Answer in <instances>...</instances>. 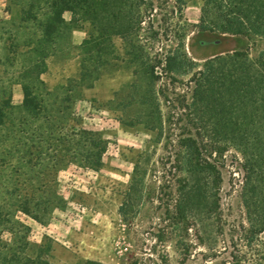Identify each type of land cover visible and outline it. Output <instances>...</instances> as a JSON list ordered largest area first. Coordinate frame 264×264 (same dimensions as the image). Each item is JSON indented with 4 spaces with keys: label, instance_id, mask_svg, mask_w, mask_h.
Here are the masks:
<instances>
[{
    "label": "rangeland",
    "instance_id": "obj_1",
    "mask_svg": "<svg viewBox=\"0 0 264 264\" xmlns=\"http://www.w3.org/2000/svg\"><path fill=\"white\" fill-rule=\"evenodd\" d=\"M2 1L0 103L11 96L17 113L27 83L60 112L59 121L99 132L107 148L97 169L69 161L65 145L64 159L56 163L45 143L31 147L39 121L15 134L0 127V251L6 243H43L49 264H222L240 252L226 226L219 233L217 222H246L238 197L241 145L232 143L218 158L219 184L201 168L190 176L189 152L178 154L166 142V114L176 102L165 101L160 91L165 84L171 88L173 77L175 91L183 93L184 82L206 58L243 50L247 40L201 30L202 0H153L139 30L131 19L115 29L108 16L100 29L65 11L56 36L46 42L38 20L49 18L52 8L43 6L38 20L23 21L25 0ZM139 44L148 58L140 57ZM176 50L186 59L166 64L165 56ZM184 123L173 130L174 144ZM184 178L195 194L188 203L179 191Z\"/></svg>",
    "mask_w": 264,
    "mask_h": 264
},
{
    "label": "trees",
    "instance_id": "obj_2",
    "mask_svg": "<svg viewBox=\"0 0 264 264\" xmlns=\"http://www.w3.org/2000/svg\"><path fill=\"white\" fill-rule=\"evenodd\" d=\"M152 1L25 0L20 14L23 21L38 20L43 6L52 8L49 18L38 20L43 41L51 42L58 25L64 21V11H69L74 21L88 19L100 29L108 18L115 29L119 25L121 30L127 27V19H131L130 26L139 30L145 15L152 11ZM198 25L201 30L244 37L248 43L243 50L206 58L184 82L186 90L183 93L175 91L173 77L169 81L171 88L165 84L166 88L160 91L162 97L169 103L176 102L166 114V142L179 149L178 154L181 149L189 152L185 170L190 176L201 168L211 174L214 184L221 180L218 158H222L232 143L241 145L244 174L238 197L245 209L246 222H217L219 233L224 235L226 226L232 247H240V252L232 254L231 259L222 264H264V141L261 135L264 131V0H202ZM138 48L140 57L148 58L146 46L139 44ZM254 50L257 53L253 57ZM179 57L186 59V53L176 50L165 56V62H175ZM154 61L157 64L150 66L152 74L155 66L161 63L159 59ZM38 79L40 84H45ZM22 91L23 100L17 113H14L11 96L0 103V127L6 125L9 132L15 134L31 125V121H39L32 132L34 139L30 140L37 142L31 147L43 148L41 144L45 143L47 155L52 158L49 154L52 152V159L58 163L64 159L60 150L65 145L69 161L93 169L102 166L107 140L99 132L66 126L59 121L60 112H53L44 95L32 93L27 83L22 84ZM169 94L173 95L171 101ZM22 111L25 113L21 114ZM182 119H186V123L180 126L174 144L171 136ZM188 179L184 178L186 184L179 188L184 203L195 200ZM214 204L219 211L216 199ZM218 217L221 220L220 213ZM4 247L6 250L0 251V264H49L44 257L49 248L43 243L17 241L6 243ZM85 264L105 263L88 260Z\"/></svg>",
    "mask_w": 264,
    "mask_h": 264
},
{
    "label": "crops",
    "instance_id": "obj_3",
    "mask_svg": "<svg viewBox=\"0 0 264 264\" xmlns=\"http://www.w3.org/2000/svg\"><path fill=\"white\" fill-rule=\"evenodd\" d=\"M5 6H4V1L0 0V10H4ZM2 12V11H1ZM4 12V11H3ZM65 12V11H64ZM67 12V11H66ZM69 12V11H68ZM64 14V13H63ZM63 16V15H62ZM65 17V16H63ZM68 19V18H67ZM74 32V31H73ZM75 33V32H74Z\"/></svg>",
    "mask_w": 264,
    "mask_h": 264
}]
</instances>
